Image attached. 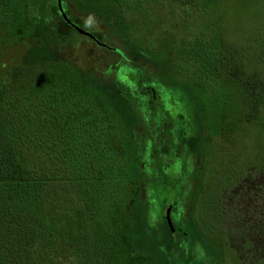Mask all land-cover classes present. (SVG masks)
<instances>
[{"label":"trees","instance_id":"trees-1","mask_svg":"<svg viewBox=\"0 0 264 264\" xmlns=\"http://www.w3.org/2000/svg\"><path fill=\"white\" fill-rule=\"evenodd\" d=\"M74 3L80 11L108 20L127 41H132L129 33L136 21L151 9H156L160 20L163 16L164 23H174L159 32L160 50L135 46L155 59L158 55L173 58L171 47L176 44L175 58H181L192 72L191 79L184 76L186 80L178 84L189 88L185 93L194 103L193 134L201 139L203 153L199 169L205 162L219 167L213 170L212 188H206L200 172L194 176L198 187L189 196L187 221L208 238L211 205L220 211L217 195L225 181H237L251 168L264 174V156L241 163L232 138L238 118L264 124V80L257 74L259 62H264V27L249 45L237 46L220 28L221 0ZM38 7L37 0H0V45H5L0 50L15 44L24 48L46 27L52 29V44L57 41L50 58L25 47L22 61L0 78V264H163L136 244L131 222L134 205L121 206V201L128 203L136 194V175L145 173L141 146L118 133L129 129L126 121L106 93L84 75L85 66L75 61L74 51L68 54L60 49L58 34L62 33L53 26V7L50 21L37 14ZM190 23L195 30L189 29ZM115 79L122 83L121 77ZM231 86L236 95L229 94ZM216 102L220 109L215 108ZM211 106L205 117V109ZM227 134L230 143L223 155L209 154L208 146ZM124 150L135 160L133 172L119 186L116 182L123 178L114 167V153L122 155ZM179 200L178 195L170 204ZM235 234L231 232V237L241 240L238 247L247 251L255 246ZM211 242L221 254L214 238ZM258 248L261 258L251 257L246 264H264V243ZM235 256L244 264L242 257Z\"/></svg>","mask_w":264,"mask_h":264},{"label":"rangeland","instance_id":"rangeland-1","mask_svg":"<svg viewBox=\"0 0 264 264\" xmlns=\"http://www.w3.org/2000/svg\"><path fill=\"white\" fill-rule=\"evenodd\" d=\"M37 1V14L50 21L48 13L54 6V0ZM63 4L72 20L88 26V30H91L90 27L94 29L103 42H95L78 33L55 14L53 26L62 33L58 34L63 43L60 49L63 52L66 49L68 54L74 51L75 61L85 66L82 70L84 75L106 93L131 130L118 129V133L137 140L141 146L139 155L143 160L140 164L145 173L136 175V194L130 197L131 200L128 203L121 201L122 207L134 205L131 222L137 246L150 252L163 264H241L235 255L242 257L246 264L251 257L253 260L261 258L258 247L264 243V174L258 169H247L237 181H225L217 195L220 211L217 212L214 203L211 205L214 214L210 220V232L207 231L209 239L191 228V223L187 221L192 203L189 196L196 194L198 187L194 176L200 172L206 188H212L215 182L213 170L219 167L205 162L203 169H199L203 153L201 139L192 135L191 110L194 103L185 93L189 94V88L178 84L187 77L191 79L192 72L190 69L187 71L188 65L185 68L181 58H175L176 44L171 47L173 58L158 55L155 59L144 56L135 46L143 44L152 52L160 50L163 43L159 47V32L174 23H164L163 16L160 20L156 9H151L146 17L136 21L129 33L132 41H127L108 20L80 11L74 0H63ZM220 18V28L228 34V41L232 40L237 46L249 45L263 30L264 0H221ZM189 29L193 31L196 26L190 23ZM51 32L50 27L38 31L35 34L37 37L24 46L50 58L57 42L52 44ZM24 48L15 44L0 50V78L22 61ZM172 74H176L175 78ZM257 74L260 80H264V62H259ZM115 76L121 77L122 83ZM228 90L229 94L236 95L233 86ZM240 92L238 88L237 94ZM209 97L207 95L206 99ZM215 106L220 109L217 102ZM209 108L204 111L205 117L212 106ZM251 122L238 118L232 136L235 137L234 153L243 164L246 161L256 162L264 156V124ZM229 135L224 139H215L208 146L209 154L222 156L230 143L227 142ZM124 151L122 155L114 153V167L123 178L116 182L119 186H123L133 172L131 167L135 160L132 154L128 157ZM122 193L116 194L119 196ZM178 195L180 200L174 203L171 214L177 233L174 234L165 220V214L170 201L176 202ZM231 232H236L235 238H248L255 246L247 251L240 245L238 247L237 242L241 240L233 239ZM186 234L192 236V244ZM213 238L221 254L212 246Z\"/></svg>","mask_w":264,"mask_h":264},{"label":"flooded vegetation","instance_id":"flooded-vegetation-1","mask_svg":"<svg viewBox=\"0 0 264 264\" xmlns=\"http://www.w3.org/2000/svg\"><path fill=\"white\" fill-rule=\"evenodd\" d=\"M56 2H57V0H56ZM62 3H63V0H62ZM53 7V6H52ZM63 8H64V10H65V7H64V4H63ZM53 9H54V7H53ZM65 12L67 13V11L65 10ZM56 14V16H58L57 18H60L65 24H67L70 28H73L75 31H77L76 30V28L75 27H73L71 24H69V23H67L65 20H64V18H63V16L61 15V13L59 12V10H58V6H57V3H56V6H55V9H54V12H53V19L55 20V22H56V18L54 17V15ZM68 14V13H67ZM68 17H69V19L71 20V21H73L74 23H76L77 25H79L82 29H84V30H86V31H88V32H91L96 38H97V40H99L98 39V37H97V35H96V32L95 31H93V30H88V29H86L80 22H78V21H74V20H72L73 18H72V16H70L69 14H68ZM99 41H102V40H99ZM103 42V41H102ZM149 79V78H148ZM192 135H194V134H192ZM173 207H174V204H170V205H168L167 206V208H168V210L170 209V217H171V221H172V225L174 226V220H173V218H172V211H173ZM167 214H168V211L166 212V214H165V220H166V222H167V224H168V226L171 228V226L169 225V223H168V220H167ZM175 227H173V229H174ZM171 231H172V228H171ZM172 233H174V234H177L176 233V230L174 229L173 231H172ZM180 233H182V231H180Z\"/></svg>","mask_w":264,"mask_h":264},{"label":"water","instance_id":"water-1","mask_svg":"<svg viewBox=\"0 0 264 264\" xmlns=\"http://www.w3.org/2000/svg\"><path fill=\"white\" fill-rule=\"evenodd\" d=\"M57 6H58V10L59 12L61 13V15L63 16L64 20L71 24L73 27H75L80 33L82 34H85V35H88V36H91L92 38L94 39H97L91 32H88L84 29H82L79 25H77L76 23H74L73 21H71L68 17V14L65 12L64 8H63V3H62V0H57ZM167 220H168V223L169 225L171 226L172 228V231L174 230L173 229V225H172V221H171V217H170V209L168 210V214H167Z\"/></svg>","mask_w":264,"mask_h":264}]
</instances>
